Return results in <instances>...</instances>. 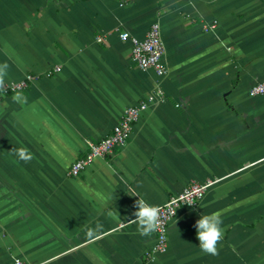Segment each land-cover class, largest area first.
I'll return each instance as SVG.
<instances>
[{"label":"crops","instance_id":"0c3cea01","mask_svg":"<svg viewBox=\"0 0 264 264\" xmlns=\"http://www.w3.org/2000/svg\"><path fill=\"white\" fill-rule=\"evenodd\" d=\"M155 22L161 76L137 67L120 37L144 39ZM3 63L5 82L39 77L21 91L25 103L0 99V264H264V95L250 92L264 81V0H0ZM158 87L163 100L126 145L70 176L88 141ZM208 179L216 183L199 205L171 221L168 250L148 259L156 232L131 222L135 202L159 206ZM213 213L223 229L216 256L194 227Z\"/></svg>","mask_w":264,"mask_h":264},{"label":"built area","instance_id":"2783aa9c","mask_svg":"<svg viewBox=\"0 0 264 264\" xmlns=\"http://www.w3.org/2000/svg\"><path fill=\"white\" fill-rule=\"evenodd\" d=\"M217 20L203 25L205 31L214 30L217 26ZM120 37L131 41L132 60L137 67L141 69H153L158 75H165L167 68L163 64L165 54V44L162 38V29L159 22L151 25L144 39H140L128 31H122ZM102 37H98L102 41ZM61 70V65H56L53 69L47 70L44 74L51 76ZM39 77L36 73H26L19 80L5 82L4 88L0 91V99L10 94L21 92L28 89L35 79ZM250 92L252 95H264V81L255 83ZM164 91L158 87L152 91L145 99L135 105L126 107L121 115L120 121L114 126L113 131L100 139L99 141H88V150L86 154L76 159L70 169V176H78L88 167L95 158L105 157L112 154L116 148L123 147L128 142L134 128V124L139 120L143 111L152 104L163 100ZM216 183V179H208L204 182L192 181L184 189L172 195L160 208V227L156 232V243L154 247L147 252V258L151 259L158 253H165L169 247V227L173 218L181 207L196 208L204 198L207 191ZM175 211V215L173 212ZM15 264H32L21 258L15 259Z\"/></svg>","mask_w":264,"mask_h":264},{"label":"clouds","instance_id":"9594fccd","mask_svg":"<svg viewBox=\"0 0 264 264\" xmlns=\"http://www.w3.org/2000/svg\"><path fill=\"white\" fill-rule=\"evenodd\" d=\"M8 64H0V91L3 90L5 77L8 72ZM13 101L16 103H25L26 97L22 92L17 91L13 96ZM14 154L25 163L32 159L31 154L26 148L13 149ZM134 207L137 209L133 215L135 219L131 222L137 223L141 235L149 236L157 231L160 227V208L150 205L143 199H138ZM175 215V211L173 212ZM222 220L219 213L204 214L195 223L196 238L199 241V247L202 252L216 256L219 254L218 244L223 239V229L221 227ZM102 225L97 224L95 228L86 230V238L89 240L95 239L101 231Z\"/></svg>","mask_w":264,"mask_h":264}]
</instances>
